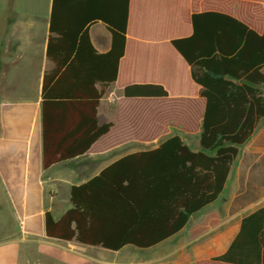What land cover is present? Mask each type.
Segmentation results:
<instances>
[{
	"label": "trees",
	"instance_id": "trees-1",
	"mask_svg": "<svg viewBox=\"0 0 264 264\" xmlns=\"http://www.w3.org/2000/svg\"><path fill=\"white\" fill-rule=\"evenodd\" d=\"M128 2L52 0L46 55L54 67L43 77L41 103L44 168L83 155L112 128V123L98 124L97 109L105 88L117 78ZM97 22L111 36L104 54L89 38V27ZM191 26L190 36L170 45L190 68L205 101L199 150L171 135L153 150L119 159L73 186L71 208L58 220L45 213L48 238L110 251L147 249L177 234L219 197L239 148L264 119V31L258 34L216 11L192 14ZM167 96L160 84L123 88L126 99ZM244 226L253 235L261 229L258 243L264 246V222L247 231L243 222L239 235ZM230 250L195 264H244ZM262 257L264 264V249Z\"/></svg>",
	"mask_w": 264,
	"mask_h": 264
},
{
	"label": "crops",
	"instance_id": "crops-1",
	"mask_svg": "<svg viewBox=\"0 0 264 264\" xmlns=\"http://www.w3.org/2000/svg\"><path fill=\"white\" fill-rule=\"evenodd\" d=\"M1 1L6 3L7 15L0 22V264H195L222 256L229 249L232 258L244 264H263L264 246L258 243L262 230L257 229L255 235L247 230L264 222V123L260 124L264 119L239 148L219 197L165 241L147 249L126 246L110 251L45 235V213L58 220L71 208L73 186L84 184L127 155L157 148L166 139L126 135L111 144L104 141L117 126L109 114L115 111L125 86L162 85L168 92L166 98L145 99L153 106L165 99L186 100L195 125L194 139L187 132L174 135L199 150L205 101L199 95L200 87L191 80L190 68L170 45L171 40L192 34V14L206 12L193 6L197 0H129L117 78L105 88L97 109L98 124L113 126L83 155L46 168L41 103L43 77L54 67L46 55L52 0L32 1L43 4L42 11L38 6L28 9L27 0ZM221 1L233 5L226 14L258 34L264 31V0ZM234 6L239 10L233 11ZM88 31L95 51L107 53L111 36L106 26L97 22ZM137 99L141 98L130 100ZM243 222L247 232L244 226L239 235ZM128 247L143 251L146 258L117 260Z\"/></svg>",
	"mask_w": 264,
	"mask_h": 264
},
{
	"label": "rangeland",
	"instance_id": "rangeland-1",
	"mask_svg": "<svg viewBox=\"0 0 264 264\" xmlns=\"http://www.w3.org/2000/svg\"><path fill=\"white\" fill-rule=\"evenodd\" d=\"M32 1L34 0H27L26 6L28 9L38 6L39 10H44L43 4H33ZM5 4L0 0L1 23H4L6 20L7 6ZM2 5H5L6 8ZM193 6L202 7L205 9L203 11H218L223 13H226L233 7V5H229L221 0H207L202 3H198L197 0L193 3ZM241 8L240 11L243 10ZM238 10L239 8L234 6L233 11ZM147 102L149 101L145 99H124L122 95H119L115 111L110 114L108 110L106 111V114L108 113L114 117L113 119H116L117 126L111 135L104 138V141L111 144L115 139H125L126 135L127 137L133 136L134 138H144L145 140L158 139V141H161L179 132H187L190 139H194L193 134L195 131L192 129L195 128V125L188 116L186 100L165 99L155 103L156 106L147 104ZM263 123L264 121L260 124ZM181 127L183 128L182 130H180ZM185 127L188 130H184ZM115 258L122 261L142 260L146 258V253L128 247Z\"/></svg>",
	"mask_w": 264,
	"mask_h": 264
}]
</instances>
